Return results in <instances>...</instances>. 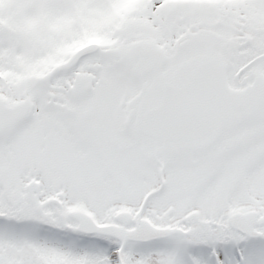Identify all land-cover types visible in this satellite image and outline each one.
<instances>
[{
    "label": "snow or ice",
    "instance_id": "snow-or-ice-1",
    "mask_svg": "<svg viewBox=\"0 0 264 264\" xmlns=\"http://www.w3.org/2000/svg\"><path fill=\"white\" fill-rule=\"evenodd\" d=\"M0 264H264V0H0Z\"/></svg>",
    "mask_w": 264,
    "mask_h": 264
}]
</instances>
